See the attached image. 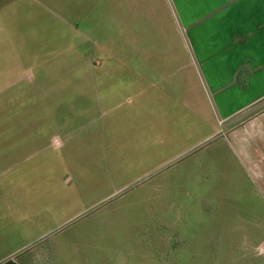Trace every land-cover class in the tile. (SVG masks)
<instances>
[{"label": "rangeland", "instance_id": "obj_1", "mask_svg": "<svg viewBox=\"0 0 264 264\" xmlns=\"http://www.w3.org/2000/svg\"><path fill=\"white\" fill-rule=\"evenodd\" d=\"M222 130L169 0H0V187L86 209L54 240L85 229L112 264H264V198L198 142Z\"/></svg>", "mask_w": 264, "mask_h": 264}, {"label": "crops", "instance_id": "obj_2", "mask_svg": "<svg viewBox=\"0 0 264 264\" xmlns=\"http://www.w3.org/2000/svg\"><path fill=\"white\" fill-rule=\"evenodd\" d=\"M169 1L223 128L198 142L227 147L264 198V108L224 128L264 100V0ZM9 187H0V264H112L109 259H119L118 253L104 254L97 247L102 237L90 244L82 228L70 240H54L86 209L39 202L33 189Z\"/></svg>", "mask_w": 264, "mask_h": 264}, {"label": "water", "instance_id": "obj_3", "mask_svg": "<svg viewBox=\"0 0 264 264\" xmlns=\"http://www.w3.org/2000/svg\"><path fill=\"white\" fill-rule=\"evenodd\" d=\"M262 107H264V100L259 102L258 104L254 105L253 107L249 108L248 110H246L245 112L239 114L238 116L232 118L229 122H227L226 126L224 128H226L227 126H230L238 121H240L241 119H243L244 117L250 115L251 113L257 111L258 109H261Z\"/></svg>", "mask_w": 264, "mask_h": 264}]
</instances>
